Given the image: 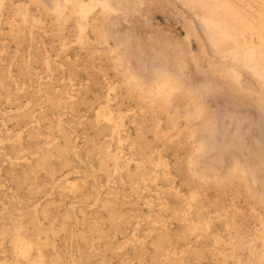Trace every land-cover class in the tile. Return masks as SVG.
<instances>
[{"label": "rangeland", "instance_id": "obj_1", "mask_svg": "<svg viewBox=\"0 0 264 264\" xmlns=\"http://www.w3.org/2000/svg\"><path fill=\"white\" fill-rule=\"evenodd\" d=\"M199 35L170 0H0V264H264L261 87Z\"/></svg>", "mask_w": 264, "mask_h": 264}, {"label": "bare ground", "instance_id": "obj_2", "mask_svg": "<svg viewBox=\"0 0 264 264\" xmlns=\"http://www.w3.org/2000/svg\"><path fill=\"white\" fill-rule=\"evenodd\" d=\"M170 1L194 21L199 36L204 38L209 61L226 63L246 73L258 89L261 87L264 98V0Z\"/></svg>", "mask_w": 264, "mask_h": 264}]
</instances>
